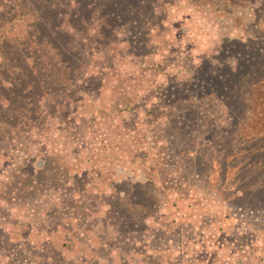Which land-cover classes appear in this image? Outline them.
<instances>
[{
	"label": "trees",
	"instance_id": "obj_1",
	"mask_svg": "<svg viewBox=\"0 0 264 264\" xmlns=\"http://www.w3.org/2000/svg\"><path fill=\"white\" fill-rule=\"evenodd\" d=\"M125 1L116 6L128 14ZM185 2L208 45L199 80L173 76L151 107L101 108L110 138L83 141L74 166L23 144L44 111L24 96L0 108V143L9 132L15 159L25 146L0 180L3 264H264V0ZM209 102L225 126L206 122ZM79 244L77 257L56 248Z\"/></svg>",
	"mask_w": 264,
	"mask_h": 264
},
{
	"label": "rangeland",
	"instance_id": "obj_2",
	"mask_svg": "<svg viewBox=\"0 0 264 264\" xmlns=\"http://www.w3.org/2000/svg\"><path fill=\"white\" fill-rule=\"evenodd\" d=\"M119 2L126 3L0 0V31L6 36L0 48V108L16 107L10 98L24 96L34 106L33 112L44 111L39 124L46 119L44 128L23 124L28 133L19 132L23 127L13 133L19 132L16 139L25 138L24 145L60 151L74 166L80 159L71 151H80L83 141L89 144L110 138L101 108L108 112L128 101L151 107L159 103L160 92L173 76L199 80L197 66L208 45L185 0H131L133 11L128 14L117 8ZM14 16L21 17L14 21ZM22 17L27 18L21 21ZM33 64L43 73L50 69L48 77L44 79L39 71L27 76L22 66ZM203 110L206 122L225 126L218 102L203 105ZM3 125L0 118V127L6 131ZM98 127L101 131L95 132ZM8 135L6 132L0 143V180L24 156V145L19 147L17 160L11 154ZM56 248L67 257L70 252L77 257L81 244ZM30 255L22 253V258Z\"/></svg>",
	"mask_w": 264,
	"mask_h": 264
}]
</instances>
